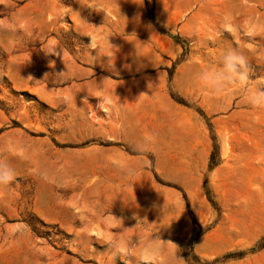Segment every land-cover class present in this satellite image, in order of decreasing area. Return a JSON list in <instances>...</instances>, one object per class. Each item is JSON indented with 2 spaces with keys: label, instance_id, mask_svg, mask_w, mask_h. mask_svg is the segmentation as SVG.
Instances as JSON below:
<instances>
[{
  "label": "rangeland",
  "instance_id": "374dc122",
  "mask_svg": "<svg viewBox=\"0 0 264 264\" xmlns=\"http://www.w3.org/2000/svg\"><path fill=\"white\" fill-rule=\"evenodd\" d=\"M228 47L264 83V0H0V264H264V109L197 82Z\"/></svg>",
  "mask_w": 264,
  "mask_h": 264
},
{
  "label": "clouds",
  "instance_id": "9594fccd",
  "mask_svg": "<svg viewBox=\"0 0 264 264\" xmlns=\"http://www.w3.org/2000/svg\"><path fill=\"white\" fill-rule=\"evenodd\" d=\"M66 12L57 10L54 15L62 17ZM87 47L97 49L95 38L90 39ZM45 53V52H44ZM45 55L58 56L59 52L56 47L50 46ZM114 53H112L110 59ZM51 63V61H50ZM251 69L247 56L235 47L224 49L215 63H208L197 73V82L202 93L209 98L228 97L240 95L244 102L252 108L264 109V91L258 90V86L264 87V83L250 79ZM109 104L108 100H100ZM152 142L151 136L143 138L142 148ZM15 171L4 163H0V186H8L16 182ZM107 255L104 257L103 264H115V260H121V254L125 252V244H107ZM176 259H178L176 257Z\"/></svg>",
  "mask_w": 264,
  "mask_h": 264
}]
</instances>
